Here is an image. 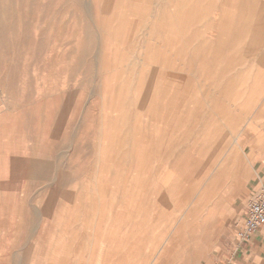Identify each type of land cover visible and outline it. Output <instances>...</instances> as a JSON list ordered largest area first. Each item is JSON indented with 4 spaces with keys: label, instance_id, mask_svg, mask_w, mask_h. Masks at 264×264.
Masks as SVG:
<instances>
[{
    "label": "rangeland",
    "instance_id": "1",
    "mask_svg": "<svg viewBox=\"0 0 264 264\" xmlns=\"http://www.w3.org/2000/svg\"><path fill=\"white\" fill-rule=\"evenodd\" d=\"M260 178L264 0H0V264H264Z\"/></svg>",
    "mask_w": 264,
    "mask_h": 264
},
{
    "label": "built area",
    "instance_id": "2",
    "mask_svg": "<svg viewBox=\"0 0 264 264\" xmlns=\"http://www.w3.org/2000/svg\"><path fill=\"white\" fill-rule=\"evenodd\" d=\"M264 229V183L257 196L251 199L245 209L243 225L237 230L235 238L237 251L255 247V239ZM252 250V249H250Z\"/></svg>",
    "mask_w": 264,
    "mask_h": 264
},
{
    "label": "crops",
    "instance_id": "3",
    "mask_svg": "<svg viewBox=\"0 0 264 264\" xmlns=\"http://www.w3.org/2000/svg\"><path fill=\"white\" fill-rule=\"evenodd\" d=\"M258 181H259L261 184L264 183V180H262L261 178L258 179ZM254 193H255V190L252 192V195H254ZM262 232H263V231H262ZM259 233H260V232H259ZM258 236H259V234H258ZM258 236H257V237H258ZM257 237H256V238H257ZM256 245H257V244H256V239H255V247H256ZM253 248H254V247H251L252 250H253ZM252 250H251V251H252Z\"/></svg>",
    "mask_w": 264,
    "mask_h": 264
},
{
    "label": "bare ground",
    "instance_id": "4",
    "mask_svg": "<svg viewBox=\"0 0 264 264\" xmlns=\"http://www.w3.org/2000/svg\"><path fill=\"white\" fill-rule=\"evenodd\" d=\"M225 5V4H224ZM228 7H229V5H227ZM116 37V36H115ZM252 49V51H253V48H251ZM245 51V50H244ZM251 51V52H252ZM254 53V52H253ZM257 52H255V54H256ZM150 56V55H149ZM152 94H153V92H152ZM146 104V103H145ZM141 196V195H140ZM137 197V196H136ZM141 198H142V196H141ZM136 200V199H135ZM145 200V199H144Z\"/></svg>",
    "mask_w": 264,
    "mask_h": 264
}]
</instances>
